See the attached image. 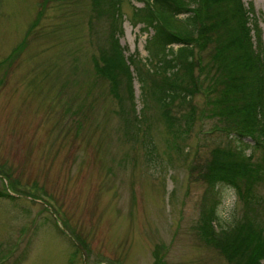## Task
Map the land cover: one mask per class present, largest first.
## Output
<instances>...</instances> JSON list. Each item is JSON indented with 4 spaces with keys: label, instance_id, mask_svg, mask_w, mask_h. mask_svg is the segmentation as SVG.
I'll list each match as a JSON object with an SVG mask.
<instances>
[{
    "label": "rangeland",
    "instance_id": "rangeland-1",
    "mask_svg": "<svg viewBox=\"0 0 264 264\" xmlns=\"http://www.w3.org/2000/svg\"><path fill=\"white\" fill-rule=\"evenodd\" d=\"M244 3L264 30V0ZM133 5L117 36L127 62L143 64L149 36L132 25ZM93 14L91 0H0V264H228L202 235L207 210L215 198L218 229L252 212L264 223V189L244 209L233 188L213 197L204 179L228 139L213 116L215 45L197 49L198 84L171 129L152 90L143 112L133 67L123 102L100 76L109 21Z\"/></svg>",
    "mask_w": 264,
    "mask_h": 264
},
{
    "label": "trees",
    "instance_id": "trees-1",
    "mask_svg": "<svg viewBox=\"0 0 264 264\" xmlns=\"http://www.w3.org/2000/svg\"><path fill=\"white\" fill-rule=\"evenodd\" d=\"M137 1L144 6H134L132 23L143 25L147 34L153 31L146 44L147 63L157 61L144 72L141 60L130 58L143 85V112L149 109L146 98L152 90L162 119L172 129L176 124L172 115L175 104L190 103L198 84L197 49L213 43V63L221 73V87L213 98V116L218 117L216 129L226 133L228 139L212 151L204 179L212 185L213 197L218 186L226 185L236 191L244 209L253 206L252 188L264 189V59L253 42V33L257 38L261 35L258 24L253 19L251 24L250 11L242 0ZM91 5L98 18L110 22V35L103 48L104 66L97 61V68L101 77L112 82L113 90H119L122 101L121 90L131 95L134 92L131 65L115 33H123V0H91ZM148 80H152L151 87ZM127 103L124 117L131 120L129 114L134 109L128 110ZM145 114L136 116L135 127L147 119ZM216 207L213 198L202 226L206 242L214 245L228 264H263L264 223L259 215L252 212L250 218L245 214L232 226L218 230Z\"/></svg>",
    "mask_w": 264,
    "mask_h": 264
}]
</instances>
